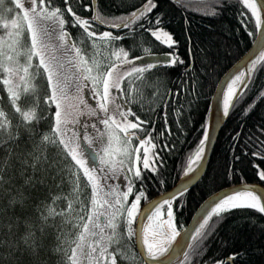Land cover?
<instances>
[{"label": "snow or ice", "instance_id": "obj_1", "mask_svg": "<svg viewBox=\"0 0 264 264\" xmlns=\"http://www.w3.org/2000/svg\"><path fill=\"white\" fill-rule=\"evenodd\" d=\"M12 2L14 8L0 0V85L6 93L0 95V264H224L203 260L216 225L232 209L264 214V122L256 128L259 136L231 134L224 175L240 177V184L213 193L191 228L178 229L176 214L204 166L213 117L219 124L241 105L254 74L264 71V0H237L254 23V47L216 84L219 110L208 104L179 185L152 199L146 182L164 186L161 152L176 149L169 101L183 92V77L192 69L189 48L180 87L168 89L153 109H142V85L162 83L164 74L155 70L184 63L163 0H113L110 7L103 0ZM230 2L216 0L213 13L219 16ZM144 33L168 51L151 53L137 40ZM138 48L143 55L135 54ZM209 52L202 50V63H212ZM257 98L264 100V92L241 108V116ZM172 111L180 117L174 104ZM174 123L183 134L179 119ZM244 165L259 187L244 183ZM60 200L65 207H57ZM250 255L247 248L234 251L227 264H252Z\"/></svg>", "mask_w": 264, "mask_h": 264}, {"label": "trees", "instance_id": "obj_2", "mask_svg": "<svg viewBox=\"0 0 264 264\" xmlns=\"http://www.w3.org/2000/svg\"><path fill=\"white\" fill-rule=\"evenodd\" d=\"M103 2L110 7L113 0H103ZM129 2H134V0H129ZM215 4L216 0H180L179 4L176 3V0H163V7L169 11L172 20L170 30L174 29L175 38L179 41V47L175 49V52L183 59L184 63L155 70L156 74H164L162 83L157 85L153 80H148L142 85L140 90L142 109H153L160 103L161 95H165L168 89L175 91L180 87L182 73H185L189 64V48L193 64L192 69L183 77L188 80L183 92L177 94L174 100L169 101L168 125L177 137V140L174 141L176 149L174 152H161L165 160L163 170L165 184L161 188L155 180L152 183L146 182L149 199L172 189L182 177L187 156L194 150L195 143L201 135L200 125L204 122L208 104L212 102L216 84L229 68L248 52L252 46V40L255 38L254 23L249 11L242 4L237 0H231L227 8L220 9L219 16L213 13L212 9ZM5 6L14 8L11 0H5ZM242 11L245 12V16L240 19L247 24V31L238 19V13ZM185 18L188 20L187 25L184 23ZM185 28H187V32ZM248 32H252L253 35H248ZM187 37H191L190 42ZM137 40L153 53L168 51L167 47L160 45L146 33L138 37ZM131 43V40L127 41L126 46ZM206 48H210L211 64L206 61L202 63V50ZM135 54L142 55L143 52L138 48ZM193 76L195 77V92L193 96H189L192 89L190 78ZM40 87L43 90V83ZM157 88L159 91L156 96H153L152 93ZM260 92H264V71L254 74L248 95L242 104L227 116L226 123L222 126L212 149L205 175L184 194L186 203L176 214V223L180 229L189 223L198 207L210 195L227 186L240 184V177L234 175L229 181L225 179L224 175L226 160H230L231 134L240 131L241 139H243L244 133L259 136L256 128L264 122V100L255 99L254 108L246 116H241L240 111L246 104H251ZM0 95L6 96V93L2 91V85H0ZM195 97H198V100ZM189 99L192 100L191 108L187 107ZM173 104L180 111V117H175V113L172 111ZM185 117L187 123H185ZM142 118L144 117L142 116ZM174 118L179 119L183 134L176 128ZM161 124L162 121L157 119V131ZM241 175L244 183H258L259 178L246 165L241 167ZM143 203L141 201V205ZM61 204H64V200L57 202V205ZM261 225H264V214H260L257 210L232 209L230 214L216 225L213 235L209 237L207 252L203 260L220 259L224 261V264H227V256L234 251H243L247 248L251 252L252 264H264V258L260 256V249L264 247V227H260Z\"/></svg>", "mask_w": 264, "mask_h": 264}, {"label": "water", "instance_id": "obj_3", "mask_svg": "<svg viewBox=\"0 0 264 264\" xmlns=\"http://www.w3.org/2000/svg\"><path fill=\"white\" fill-rule=\"evenodd\" d=\"M253 47H254V46H253V44H252L251 48H253ZM251 48H250V49H251ZM248 52H249V50H248ZM248 52H247V53H248ZM247 53H246V54H247ZM246 54H245V55H246ZM245 55H244V56H245ZM244 56H243V57H244ZM191 60H192V57H191ZM240 60H241V59H239L235 64H237ZM192 64H193V61H192ZM235 64H233V65H235ZM233 65L229 68V70L233 67ZM229 70H228V71H229ZM228 71H227V72H228ZM223 76H224V75H223ZM223 76H222V77H223ZM220 80H221V79H220ZM219 82H220V81H219ZM214 91L216 92V90H214ZM215 92H214V94H215ZM211 103H212L213 105L216 106V110H219V105H218V102L215 100L214 95H213V97H212V102H211ZM226 119H227V117H223V118L221 119L220 123L217 124V123L215 122L214 117H213V120L210 122V133H211V139L209 140V142H208V144H207L206 157H205V159H204V161H203L204 166L200 169L199 174H197L196 179L193 181L192 185L189 186L188 190H190L191 188H193V187H194V186H195V185H196V184H197V183L203 178V176L205 175V173H206V171H207V168H208L207 165L209 164V160H210V157H211L212 149H213V147H214V145H215V142H216V140H217V137H218V135H219V132H220L222 126L224 125V123H226V122H225ZM181 180H182V177H181L180 180L176 183V185H175L172 189H170V190H168V191H172V190H174V188H175L176 186L179 185V183L181 182ZM245 183H247V184H252V185H256L257 187H259V184H258V183H252V182H245ZM235 185H238V184H234V185H230V186H227V187H225V188H222V189L216 191L215 194H220V193H222V192H228V191L230 190V187L235 186ZM212 195H213V194H212ZM212 195H210L209 198L205 199V200L202 202V204L198 207V209L196 210V212H195L194 215L192 216V218H191V220L189 221V223H188L186 226H184L183 229H188V228H191V227L193 226V223H194L193 217L199 214V212H200L201 209H202V206L205 205V203H206V202L212 197ZM157 196H158V195H157ZM153 198H154V197H153ZM142 206H143V205H142Z\"/></svg>", "mask_w": 264, "mask_h": 264}, {"label": "rangeland", "instance_id": "obj_4", "mask_svg": "<svg viewBox=\"0 0 264 264\" xmlns=\"http://www.w3.org/2000/svg\"><path fill=\"white\" fill-rule=\"evenodd\" d=\"M12 1V0H11ZM13 3V2H12ZM14 5V4H13ZM150 51V50H149ZM151 52V51H150ZM151 53H153V52H151ZM160 53V52H159ZM159 53H156V54H159ZM144 54V53H143ZM142 54V55H143ZM103 55H105V53L103 52V51H101V56H103ZM69 103H72V101H69ZM111 182V181H110ZM117 183H119V179L117 180ZM81 185L83 186V177H81ZM86 192L88 193V195L90 196V189H86ZM130 199H131V197H130ZM66 206V202L64 201V204H61V205H57V207L58 208H62V207H65ZM135 223V222H134ZM178 227V226H177ZM178 229H179V227H178ZM127 255H128V259L129 260H132V252L130 251V252H128L127 253Z\"/></svg>", "mask_w": 264, "mask_h": 264}]
</instances>
